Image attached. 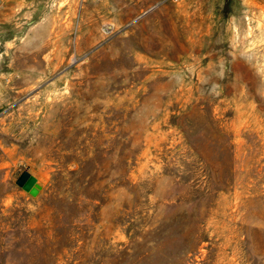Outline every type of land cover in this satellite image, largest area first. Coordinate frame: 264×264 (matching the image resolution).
<instances>
[{"label": "rangeland", "instance_id": "rangeland-1", "mask_svg": "<svg viewBox=\"0 0 264 264\" xmlns=\"http://www.w3.org/2000/svg\"><path fill=\"white\" fill-rule=\"evenodd\" d=\"M0 264H264V0H0Z\"/></svg>", "mask_w": 264, "mask_h": 264}, {"label": "water", "instance_id": "water-1", "mask_svg": "<svg viewBox=\"0 0 264 264\" xmlns=\"http://www.w3.org/2000/svg\"><path fill=\"white\" fill-rule=\"evenodd\" d=\"M15 183L26 191L32 194L37 192L39 185L37 179L27 169H24L16 178Z\"/></svg>", "mask_w": 264, "mask_h": 264}, {"label": "bare ground", "instance_id": "bare-ground-1", "mask_svg": "<svg viewBox=\"0 0 264 264\" xmlns=\"http://www.w3.org/2000/svg\"><path fill=\"white\" fill-rule=\"evenodd\" d=\"M97 93H100V92H97ZM96 93V94H97ZM96 96V95H95ZM94 100H95V98H94ZM101 101V100H100ZM96 103H98V102H96ZM100 116V115H99ZM70 174H68V176H69ZM67 182V181H66ZM73 183V182H72ZM67 184H69V183H67ZM72 185V184H71ZM68 186V185H67ZM72 187V186H71ZM68 188V187H67ZM72 191H74V190H72Z\"/></svg>", "mask_w": 264, "mask_h": 264}]
</instances>
